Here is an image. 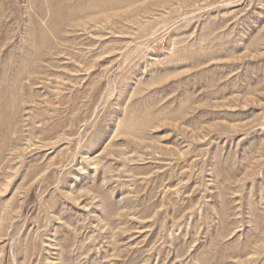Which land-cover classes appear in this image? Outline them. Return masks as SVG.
Instances as JSON below:
<instances>
[{
  "label": "rangeland",
  "instance_id": "374dc122",
  "mask_svg": "<svg viewBox=\"0 0 264 264\" xmlns=\"http://www.w3.org/2000/svg\"><path fill=\"white\" fill-rule=\"evenodd\" d=\"M0 264H264V0H0Z\"/></svg>",
  "mask_w": 264,
  "mask_h": 264
},
{
  "label": "bare ground",
  "instance_id": "6f19581e",
  "mask_svg": "<svg viewBox=\"0 0 264 264\" xmlns=\"http://www.w3.org/2000/svg\"><path fill=\"white\" fill-rule=\"evenodd\" d=\"M1 118V117H0Z\"/></svg>",
  "mask_w": 264,
  "mask_h": 264
}]
</instances>
